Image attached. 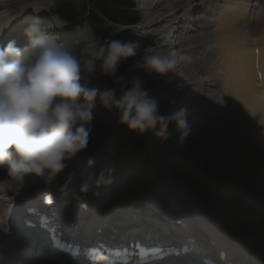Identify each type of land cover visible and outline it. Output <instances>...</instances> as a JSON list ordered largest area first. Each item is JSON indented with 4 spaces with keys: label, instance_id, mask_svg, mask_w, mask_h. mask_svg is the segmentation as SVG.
Listing matches in <instances>:
<instances>
[{
    "label": "clouds",
    "instance_id": "obj_1",
    "mask_svg": "<svg viewBox=\"0 0 264 264\" xmlns=\"http://www.w3.org/2000/svg\"><path fill=\"white\" fill-rule=\"evenodd\" d=\"M37 33L38 25H30L25 30L28 46L20 48L9 41L0 47V165L7 164L10 174L19 180L35 176L49 183L55 181L67 162L87 148L97 104L108 112L115 111L120 125L141 136L151 132L166 142L173 126L180 139L189 134L186 107L164 113L142 78L129 80L128 76L116 75L121 62L137 55L138 42L114 39L93 53L100 60L102 73L115 78L114 85L120 88L117 96L115 86L103 90L85 87L80 63L72 52L49 39L48 33ZM145 52L142 66L150 74L166 77L173 70V59L151 48ZM91 67L95 70L96 64ZM87 163L93 165L94 160L90 158ZM89 190L86 182L73 196L82 199L80 194ZM87 255L90 264H104L106 260L99 249H90Z\"/></svg>",
    "mask_w": 264,
    "mask_h": 264
},
{
    "label": "bare ground",
    "instance_id": "obj_2",
    "mask_svg": "<svg viewBox=\"0 0 264 264\" xmlns=\"http://www.w3.org/2000/svg\"><path fill=\"white\" fill-rule=\"evenodd\" d=\"M166 2L171 5L170 7L172 10L180 11L184 14L181 26V31L183 33L181 48L195 56L209 52L214 53L217 56L214 62H203L201 64L203 66L198 70L199 75L211 76L193 83L192 86H194L195 89L202 91V87H204L206 92H209L210 97L215 99L219 98L221 94L229 93V90H226L228 88L225 89L223 84L225 83L226 75H231V71L226 70V73H229H225L226 75L223 76L224 73H219L218 70H220L221 64L224 62L227 64L229 63V60H225V58L228 57L227 54H233L231 55L233 60L230 61H234V63L230 62L232 65L229 64L231 69L233 67V73L231 72L233 76L232 79L234 78L233 84H236L235 88L239 90L238 95L241 98V101L245 104L244 110L251 113L253 117L259 119V124L262 126L261 134L259 132L255 135L249 131L246 135H241L243 139V147L244 150L248 151H250V148L252 151L259 148L260 151V147H264L262 139L264 138V44L260 41H254V48L251 49L244 47L243 33L245 32L247 25H250L256 20L259 23L254 24L258 27L255 30L256 32L254 31L255 36L259 32L260 28H264V7L260 9L261 11L258 10L259 7L264 5V0H166ZM1 3L2 2L0 0V6ZM149 6L151 5L149 4ZM5 8L6 7L0 8V32L4 31L12 34V39H9V41H14L15 39L16 45L23 48L25 47L23 45L24 42L22 40L19 41V39L21 37H27L25 35V30L29 26L23 25L21 22L16 23L15 19L17 17L12 20L9 19V17L4 18V15L8 14V12L1 13ZM252 9L255 10L253 11ZM256 14H259V16H255ZM149 25L155 28H158L159 26L156 19H153ZM217 28H220V30ZM200 33H205V35ZM229 34H231V36ZM37 35H40V31ZM246 40L249 47H253L252 41L248 38H246ZM229 42L231 43L230 52L232 53L226 52V47L224 46L228 45ZM170 45L171 44L166 43L167 47ZM257 59L259 61L258 69L256 67ZM187 62L188 61H185L184 63ZM210 68L212 69L210 70ZM228 68L229 67H226V69ZM224 70L225 65L223 71ZM259 74L262 76L261 81L258 78ZM230 84L232 83L230 82ZM232 89L234 88L232 87ZM232 89H230V92L234 91H231ZM216 93L219 95L216 96ZM233 96L235 95L233 94ZM241 126L243 125L241 124ZM241 126L239 125V127ZM13 182L16 183L18 180L15 178L13 179ZM131 183L132 182L129 180L126 181L127 185ZM127 205L128 202L124 200L114 201L110 203L109 207L102 211L100 215H104L111 220H115L121 217L125 212L130 211L127 208ZM0 216H2V211H0ZM58 221L60 225L70 229L68 234L70 238L74 236L73 233L78 234V236L82 235L80 229L71 228L74 222L71 216H59ZM40 237L44 236L42 234L36 236L37 239ZM165 237L176 239L174 236ZM2 242H4V244L8 243V246H1L0 254L5 252V255H1V257H5L10 262L15 261L16 254L14 252V247L9 244V241L0 232V243ZM192 243L195 246L193 254L186 261V263L180 264H203L202 261L204 259L211 258V256H208L207 254L197 255L201 251V247L194 241H192ZM44 248L51 252V248L47 245V243H44ZM171 264L176 263L172 262ZM220 264H223V262H220Z\"/></svg>",
    "mask_w": 264,
    "mask_h": 264
},
{
    "label": "rangeland",
    "instance_id": "obj_3",
    "mask_svg": "<svg viewBox=\"0 0 264 264\" xmlns=\"http://www.w3.org/2000/svg\"><path fill=\"white\" fill-rule=\"evenodd\" d=\"M28 2H30V1H27V0H13V1H11L10 2V5L7 7L8 8V12H16V11H18V10H20L22 7H24L25 5H26V3H28ZM255 4V3H254ZM139 5L141 6L142 5V3L140 2L139 3ZM151 5V4H150ZM34 7L35 8H37V9H44V11H48V10H50V9H52V7H53V2L51 1V0H38L35 4H34ZM264 7V5H262L261 7H259V9L258 10H260L261 8H263ZM163 9L164 10H169L170 9V6H169V3H164L163 4ZM253 11H254V9H252ZM171 11H173V10H169V14H173V12H171ZM261 11V10H260ZM178 14H177V19L178 20H176L177 22H170V23H168V29H167V31H165L164 33H160V32H158V29H156L155 27V29H146V31H145V33H151V34H153V35H155V36H157V37H159V38H161V37H166V38H169V39H173L174 38V36H176L178 33H180V31H179V28L181 29V26H182V20H181V18L183 17V14L182 13H179L180 11H176ZM26 15L27 14H29V13H33V12H30V11H26V12H24ZM24 13H22V14H24ZM153 13H154V11H144V14H145V18H144V20H146L149 16H152L153 15ZM258 13V12H257ZM21 14V15H22ZM86 14H88V13H86ZM175 14V13H174ZM20 15V14H19ZM18 16V15H17ZM255 16H259V14L257 15H255ZM9 16H8V14H6V15H4V18H8ZM153 19H155L154 17L151 19V21L153 20ZM170 19V18H169ZM169 19H167V20H169ZM181 20V22H180V24H181V26H180V24H179V21ZM150 21V22H151ZM158 22V21H157ZM256 23H259L257 20L256 21H254L253 23H251L250 25H247V27H246V30H245V32L243 33V37L244 38H248L249 40H251L252 41V43L254 42V41H259V39L260 38H263L264 39V28H260V30H259V32L257 33V35L255 36V30L258 28V27H256L254 24H256ZM150 24V23H149ZM180 26V27H179ZM174 30H178V32H176V33H174ZM255 31V32H254ZM78 33H79V35L80 36H82V37H78L76 40H75V42L76 41H81V42H83V43H85V47L81 50V52L83 53V54H85V53H88L89 51H91V49H94L95 47H92L93 46V44H96V42H97V40L94 38V36H93V33H92V31H91V29L89 28V26H87V25H85V26H83V27H81L80 29H78ZM230 36H231V34H229ZM250 37V38H249ZM22 38V37H21ZM21 38L19 39V41H21ZM227 38H230V37H227ZM255 38H259L258 40H255ZM230 41V40H229ZM75 42H72V45H74L75 46ZM232 42V41H231ZM263 44H264V42H262ZM168 44H171V43H168ZM172 45V44H171ZM170 45V46H171ZM170 46H168V47H170ZM225 47H226V52H230V50H231V43L229 42V44L228 45H224ZM253 46H254V44H253ZM251 49H252V47H251ZM230 53H232V52H230ZM231 55H233V54H227V56L228 57H226L225 58V60H229V63L227 64V63H223V64H221V68H220V70H218V72L219 73H221V72H223L224 74H223V76H225L227 73H229V72H227L226 73V70L228 71V70H230L232 73H233V67H232V69H231V67H230V65H232V64H230V60H233V57L231 56ZM225 56V55H224ZM233 63H234V61H232ZM231 62V63H232ZM230 64V65H229ZM223 65V66H222ZM224 65H225V70L223 71V69H224ZM234 65V64H233ZM226 67H229L228 69H226ZM212 68H210V70H211ZM230 72V74L231 75H229V74H227L226 75V77H225V83H226V85H225V83L223 84V87L226 89V88H228V89H226L227 91L229 90V93H227V94H225V95H229L230 93H232V95L234 94L235 95V97L237 96V98L238 99H240L241 100V98L239 97V95H238V91L239 90H237L235 87H236V84L234 83L233 84V79H232V73ZM226 73V74H225ZM228 76V77H227ZM231 77V78H230ZM228 79V80H227ZM187 81V80H186ZM228 82H229V84H228ZM230 82L232 83V84H230ZM230 85V86H229ZM232 85H235V86H232ZM232 87L234 88V89H232ZM230 89H232L231 91H233V92H230ZM235 90H236V92H235ZM226 91V92H227ZM217 99V98H216ZM240 122V121H239ZM241 122H240V126H241ZM243 125V124H242ZM242 127V126H241ZM241 127H239V128H241ZM262 131V130H261ZM260 134H261V132H260ZM263 134V133H262ZM264 137V136H263ZM263 139V142H264V138H262ZM261 148V150L260 151H263V149H264V147L262 148V147H260ZM256 151V152H255ZM259 151V148H256V150H251V148H250V151L249 152H253V153H259L260 152ZM124 178L126 179V180H129L130 182H132V177L131 176H129L128 174H124ZM18 180V182H16V183H19V179H17ZM1 255H2V253H1Z\"/></svg>",
    "mask_w": 264,
    "mask_h": 264
},
{
    "label": "trees",
    "instance_id": "obj_4",
    "mask_svg": "<svg viewBox=\"0 0 264 264\" xmlns=\"http://www.w3.org/2000/svg\"><path fill=\"white\" fill-rule=\"evenodd\" d=\"M98 9L99 12L104 16L106 20H112L119 23H129L131 22L130 15L126 12V10L130 9L131 5L133 6V0H102V2L98 1ZM76 7L72 9L71 13H74ZM66 18H73L70 12L65 13ZM121 38H125V35L120 34ZM131 62L123 61L119 65V70H124L126 65H130ZM129 80L132 79L135 74L131 73V75L127 74Z\"/></svg>",
    "mask_w": 264,
    "mask_h": 264
},
{
    "label": "snow or ice",
    "instance_id": "obj_5",
    "mask_svg": "<svg viewBox=\"0 0 264 264\" xmlns=\"http://www.w3.org/2000/svg\"><path fill=\"white\" fill-rule=\"evenodd\" d=\"M48 203L52 202L51 197H49ZM57 246L64 248L65 251H71V249L66 248L63 244H61L59 241H57ZM136 249L138 250V254L141 257V260L138 261V264H150V260L149 259H145L149 257V254H153V256L151 257L152 259L157 258L158 255L161 253V249L159 247H144L141 246L139 244L135 245ZM127 251V250H125ZM114 255L116 257H121V253L120 252H116L114 253ZM114 264H128V260L127 259H123L121 258L119 261L114 262Z\"/></svg>",
    "mask_w": 264,
    "mask_h": 264
}]
</instances>
